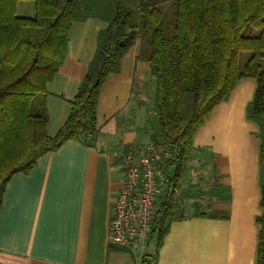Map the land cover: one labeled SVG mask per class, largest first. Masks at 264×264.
Segmentation results:
<instances>
[{"label": "crops", "instance_id": "1", "mask_svg": "<svg viewBox=\"0 0 264 264\" xmlns=\"http://www.w3.org/2000/svg\"><path fill=\"white\" fill-rule=\"evenodd\" d=\"M28 4V5H24ZM20 2L26 15L35 9ZM30 17V16H22ZM109 24H72L66 56L47 84V134L67 122L72 102ZM148 45L137 38L101 88L92 145L67 141L8 182L0 208V264H145L109 243L112 202L122 174L117 156L158 138L155 78ZM256 81L239 83L197 131L162 243L149 237L153 264H255L260 207L259 128L246 118Z\"/></svg>", "mask_w": 264, "mask_h": 264}, {"label": "trees", "instance_id": "2", "mask_svg": "<svg viewBox=\"0 0 264 264\" xmlns=\"http://www.w3.org/2000/svg\"><path fill=\"white\" fill-rule=\"evenodd\" d=\"M22 1L35 3L34 17L18 15ZM89 18L109 26L99 35L67 122L50 137L47 84L66 56L72 24ZM137 38L148 45L155 78L161 135L153 140L171 152L165 170L174 187L191 160L197 131L240 82L256 81L246 118L259 128L262 214L255 264H264V0H0V208L15 174H30L42 156L67 141L94 143L103 83L119 71ZM245 52L250 57L241 66ZM174 200L170 189L161 197L150 235L158 245L173 220ZM153 257L144 263L153 264Z\"/></svg>", "mask_w": 264, "mask_h": 264}, {"label": "built area", "instance_id": "3", "mask_svg": "<svg viewBox=\"0 0 264 264\" xmlns=\"http://www.w3.org/2000/svg\"><path fill=\"white\" fill-rule=\"evenodd\" d=\"M170 157V150L153 139L140 149L131 147L117 156L122 180L112 202L109 243L138 253L141 262L148 255L161 197L174 188L165 170Z\"/></svg>", "mask_w": 264, "mask_h": 264}, {"label": "rangeland", "instance_id": "4", "mask_svg": "<svg viewBox=\"0 0 264 264\" xmlns=\"http://www.w3.org/2000/svg\"><path fill=\"white\" fill-rule=\"evenodd\" d=\"M24 2L25 3H30L29 5H31L32 8L35 9V3L33 1H24ZM24 5H28V4H24ZM163 11H164V14L166 15L165 16L166 18H170L171 17V15H172L171 5H169V4L165 5L163 7ZM19 13H20L19 16H30V17H34L35 16V12H32V15H26V14H29V13L28 12L26 13V11H24L23 8H20ZM249 57H250V53L245 52V53L241 54V66H244L246 64V62L249 59ZM158 135H161L160 129H158ZM153 139H155V138H153ZM148 247H149V243H148Z\"/></svg>", "mask_w": 264, "mask_h": 264}]
</instances>
